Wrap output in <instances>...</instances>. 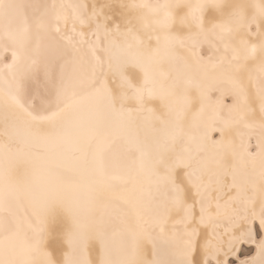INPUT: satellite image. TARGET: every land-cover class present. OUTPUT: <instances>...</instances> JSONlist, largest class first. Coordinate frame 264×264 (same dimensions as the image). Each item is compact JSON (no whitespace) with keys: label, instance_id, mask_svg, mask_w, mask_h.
<instances>
[{"label":"snow or ice","instance_id":"6c2138e0","mask_svg":"<svg viewBox=\"0 0 264 264\" xmlns=\"http://www.w3.org/2000/svg\"><path fill=\"white\" fill-rule=\"evenodd\" d=\"M69 25L78 37H62L70 48L42 47ZM205 44L214 59L182 54ZM0 51L11 53L0 66V99L31 147L46 146L88 109L110 130L101 175L138 165L156 178L150 219L110 217L94 198L22 181L13 163L21 149L10 138L0 162V264H228L217 233L225 220L242 222L230 252L249 257L233 264H264V0H104L91 8L0 0ZM222 84L233 96L226 116L211 98ZM209 122L220 132L210 143L198 135ZM238 124L259 127L257 154L229 138ZM21 200L28 210L19 217ZM245 243L255 255L239 248Z\"/></svg>","mask_w":264,"mask_h":264},{"label":"bare ground","instance_id":"6f19581e","mask_svg":"<svg viewBox=\"0 0 264 264\" xmlns=\"http://www.w3.org/2000/svg\"><path fill=\"white\" fill-rule=\"evenodd\" d=\"M25 2H28V0H25ZM43 2L56 5L86 3L89 5V8H91L93 4L98 5L103 3L104 0H43ZM49 35L50 39H45L42 42V47L44 48L51 49L57 45L60 47L70 48L71 45L69 44V41L67 39H63V36H71L73 40L78 39V37L74 36L72 32H64V27H62L61 33H55L52 31ZM197 49L198 48L193 49L191 53L182 51V54L191 57L192 53L198 54ZM2 53L3 51H0V66L3 64ZM207 56H211L213 59L215 58V54L211 48ZM9 57L11 59V54ZM248 87L250 92H254V82H249ZM5 88L6 85L3 83V81H0V89ZM228 88L229 85L222 84L219 86L218 91L220 94H222L228 91ZM214 96L215 94L211 92V98ZM232 97L233 96L230 98ZM6 111L9 115V119L7 121L5 120ZM207 115L208 114L205 113V119L207 118ZM243 127L244 126L242 124L234 126L228 134L229 138L232 140L235 137L237 138V136L242 137ZM213 129L214 127L209 122L207 127L198 130V135H200V133H206L208 141H211L213 138H215ZM259 132L261 145V131L259 130ZM216 137H220L219 131H217ZM10 138L12 141L10 146L13 149H21L19 152H14L13 163L19 170V178L22 181L28 182L30 184L49 185L64 188L85 200L94 198L101 210L110 217H117L121 216L122 214H127L128 217L135 218L139 214L144 219H150V213L148 211L150 207L148 193L150 191H154L156 178L151 176L147 170H139L138 165H132L134 171L131 174H129L127 168L121 167L110 168L109 175H101L99 156L102 154L107 157V145L111 137L110 130L99 121V118L93 111L85 109L84 111L80 112L66 131L62 132L59 136L50 139L46 143V146L34 148L31 147V145L34 143L33 139L31 137L24 136L22 132H19L15 127L12 126L11 111L4 108L3 101L0 99V162H3L4 160V152L2 147L3 145L9 143ZM204 139L207 141L206 138ZM234 141H236L238 144L237 140ZM250 142L252 141H249V143ZM245 143L246 142H244L245 146H250ZM239 146L241 147V150H244L242 144ZM246 151L248 152L247 149ZM249 152H251V150ZM255 168L256 172L258 173L259 159L256 160ZM112 176H121L123 179H112ZM256 208L257 210L259 209V202H257ZM27 210L28 208L26 200H21L20 204L14 208L16 215L19 217H22ZM232 222L228 221V223ZM238 222L237 224H239ZM234 224H236V222ZM169 225L170 226H168V228H171V224ZM221 225L222 228L226 226L224 224ZM237 230H240V228ZM156 232H158V229H154L153 234L155 235ZM237 232L238 231H236V233ZM227 236L230 238L229 235H226V237ZM259 238L260 237L258 235L257 239ZM226 243H228V241ZM241 249H249L252 255L256 253V246H243ZM144 251L146 254V259L150 260L153 258L151 255V242L147 240L144 241ZM236 253L238 254L237 257H235V259L230 258L231 261L249 258L240 255L238 250ZM96 255L97 253L94 251L93 257L95 258ZM197 259H201L199 258V255L197 256Z\"/></svg>","mask_w":264,"mask_h":264},{"label":"rangeland","instance_id":"374dc122","mask_svg":"<svg viewBox=\"0 0 264 264\" xmlns=\"http://www.w3.org/2000/svg\"><path fill=\"white\" fill-rule=\"evenodd\" d=\"M153 2H155V0H153ZM161 2H162V0H161ZM70 27H71V25H69V27L68 28H64V32H66V33H68L70 30ZM79 27V26H78ZM68 29V30H67ZM66 30V31H65ZM85 31H87V29H85ZM71 32V31H70ZM198 50V55H200V56H203V57H205V59H207L209 56H207L208 54H209V52H210V46L209 45H207V44H205L202 48H198L197 49ZM209 50V51H208ZM202 53H205V54H202ZM11 53L10 52H3L2 53V62L3 63H6V62H10L11 61V59H10V57H9V55H10ZM9 58V59H8ZM216 91H217V93H216ZM214 94H215V96L214 97H212V100L213 101H219L221 104H222V115H227L228 114V110H229V107L231 106V104H233V97L232 98H230L232 95L228 92V91H226L225 93H222V94H220V92L218 91V89H215V90H213L212 91ZM218 96V97H217ZM228 96V97H227ZM228 99V100H227ZM230 99V100H229ZM225 101H227V102H225ZM231 101V102H230ZM228 102H229V105H228ZM225 110V111H224ZM259 127H251V128H245V127H243L242 128V137H239V136H237V138L235 139V138H233L232 139V141H234V140H237V142H238V144L236 143V141H234V144H236L237 146H239L240 144H242V146H243V149L245 150V149H247L248 150V153H250V154H253V152H254V154L253 155H255V153L257 152H259V145H260V132H259V130L260 129H258ZM258 130V131H257ZM257 131V132H256ZM213 133H214V137L215 138H213L211 141H213V140H218V139H220V137H216L217 136V131L216 130H214L213 129ZM216 134V135H215ZM248 134V135H247ZM255 134V135H254ZM200 135L201 136H203L204 138H206V140L208 141V137H207V135H206V133H200ZM250 135V136H249ZM247 138V139H246ZM251 139V140H250ZM241 140V141H240ZM246 140V141H245ZM255 140V141H254ZM258 142H257V141ZM211 141H208L209 143L211 142ZM246 142L245 144H247V145H250V146H245L244 145V142ZM249 141H252V142H250L249 143ZM240 142V143H239ZM252 143V144H251ZM256 143V144H255ZM257 147H256V146ZM254 147H256V148H254ZM251 150V152H249L250 150ZM256 153V154H257ZM257 159H258V157H257ZM256 159V160H257ZM236 222V224H234ZM237 222L238 221H233L232 223H228V221H226L225 220V222L224 221H222L221 222V224H224V225H226L225 227H223L222 228V225H221V227L219 228V229H217V233H218V237H219V242H220V245H221V251H220V254L219 255H222V256H219L220 258L219 259H221V260H224V259H227V261H228V264H231V262H232V264H233V261L234 260H232L231 261V259L230 258H234L235 259V257H237V253H236V255L234 256L231 252H230V250H229V241H230V239H231V237L233 236V234L234 235H239V231L240 230H237L238 228H240V227H238L237 225H241L242 226V224H240V223H242V222H238L239 224H237ZM223 225V226H224ZM168 226H170V225H168ZM234 226V227H233ZM221 228H222V230H221ZM236 228V229H235ZM171 228H169V230H170ZM224 229H225V231H224ZM220 231V232H219ZM228 231V232H227ZM235 233H234V232ZM236 231H238L237 233H236ZM227 232V233H226ZM233 232V233H232ZM220 233H221V235H220ZM230 233V234H229ZM229 235L230 236V238L227 236L226 237V235ZM225 236V237H224ZM258 237V236H257ZM222 238V239H221ZM225 238V239H224ZM222 240V241H221ZM224 241V242H223ZM228 241V243H226ZM224 245V249H223V245ZM226 245H227V247H226ZM243 246H249V247H254L255 245L254 244H249V243H245V245L244 244H242V245H239V248L241 249ZM228 248V249H227ZM222 249H223V252H222ZM226 250H228V251H225ZM226 254H225V253ZM239 252V251H238ZM231 253V254H230ZM256 254V253H255ZM254 254V255H255ZM222 257V258H221ZM199 258H201V256H199ZM231 261V262H230ZM213 264H214V262H213Z\"/></svg>","mask_w":264,"mask_h":264}]
</instances>
